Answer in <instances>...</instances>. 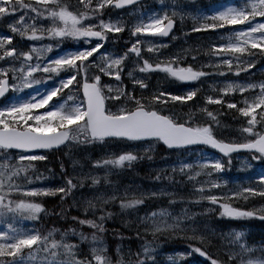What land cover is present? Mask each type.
Returning a JSON list of instances; mask_svg holds the SVG:
<instances>
[{"label":"snow or ice","instance_id":"snow-or-ice-1","mask_svg":"<svg viewBox=\"0 0 264 264\" xmlns=\"http://www.w3.org/2000/svg\"><path fill=\"white\" fill-rule=\"evenodd\" d=\"M136 2L137 0H95L93 4V0H77L76 7L69 10V6L62 0H0V22L9 21L10 32L21 40L47 39L55 42L57 46L68 40L79 44L75 50H68L63 55L42 59L41 53L52 51V43L42 44L40 47L32 46L25 51L13 44V35L0 36V61L8 65H0V97H4L9 90L22 92L24 89L33 88L34 85L46 83L42 78H36L35 73L49 74V78L53 74L59 76L61 72L67 74L66 78H60L57 85L43 92L35 90L29 99L18 98L0 106V223H7V230H0V264H33L38 253L42 254L39 264H113L107 255V248L103 246V234L106 232L104 224L113 216L112 212L106 210V206L119 200L121 211L132 210L143 204L146 198L143 193L130 197L126 191L123 195H118L119 189L112 190L114 186L108 179L110 171L106 172L104 177L69 176L65 178L63 185L56 188H29L27 185L33 183L32 176L36 179L42 176L35 162L48 159L47 155L40 154L37 150L59 148L70 142L103 143L110 138H119L127 141L162 142L169 149L178 150L193 145H204L229 157V164L231 154L241 150H247L253 159L264 160V82H228L222 89L224 96L237 92L241 94V106L237 107L236 102H229L227 108L235 109L241 117L246 118V126L240 130L248 134L245 142H226L214 134V129L216 133L220 132V122L217 115L206 105H222L224 101L220 98L206 97L205 105L198 109L202 114L199 122L196 120V113L190 111L182 115L176 111L185 107H196L195 103L188 102L195 101L200 91L198 87L183 94H172L164 90L150 92L148 95L143 93V90L149 87L145 82L147 77L136 78V71L142 74L165 73L181 83H194L208 75L203 70H194L191 64L183 66L186 58L182 56L163 61L156 59L152 63L142 56L141 45H145L144 50L149 53L154 51L153 42L149 37H168L172 32L175 20L167 13L149 16L147 22L141 19L128 28L130 36L135 40L126 42L130 47L122 54L113 55L107 49L100 51L109 42V34L125 31V23L120 17L115 21L111 17L106 20L103 18V10L109 7L122 9ZM172 16H176L175 11ZM257 17H264V0H245L242 7H228L224 11H218L216 15L205 17L204 19L210 22L194 26L192 30L206 32L229 25H245L239 29L229 28V34L225 37L228 43L211 49V54L221 57L222 64L226 65L229 71H232L235 59L238 63L234 74L239 76L241 71L246 72L255 67L257 56L264 57V22L257 21ZM116 39L115 36L112 37L113 41ZM80 41L83 43L80 44ZM165 46L160 44L156 47ZM256 49H259V52L253 51ZM192 59L195 61L196 57L193 56ZM126 61L134 67L125 74L124 68L128 66ZM216 67L221 65L217 64ZM122 75L132 80L131 90L124 85ZM220 75L226 73L221 71ZM105 76L118 82L116 88L110 83L102 82V77ZM74 82L77 89L82 91V99L79 102L68 105L67 100L74 99L68 95L63 103L57 101L48 107L58 93L73 86ZM136 85H139L141 90L139 95ZM257 89L258 94L252 95L250 99L243 97V93ZM258 124L261 130L254 131ZM140 158L142 157L138 153L126 151L114 159L97 161L93 167L123 168L126 164L131 166L132 162ZM148 158L151 159L150 156ZM192 167L191 164H184L180 170L183 172L185 168ZM224 168L225 164L221 160L200 165L201 171L210 169L205 173L208 176H211L213 171L220 172ZM201 171H197L195 176H200ZM61 172L64 173L63 164ZM188 178L191 180L194 177L190 175ZM85 179L91 181V186L96 188V192L87 199L76 200L73 197L71 207L81 212L84 218L71 216V220L81 227L92 229L90 237L74 227L60 233V239L57 240V230L42 235L36 230L25 231L13 226V222L18 219L39 220L40 214L45 211L41 203L25 198L59 195L61 201H65L72 196L74 190L84 187ZM101 180L109 187V191L100 190L98 186L101 185ZM261 184L264 186V175L261 176ZM211 187L219 188L220 184L212 183ZM199 191L203 193L204 188L201 187ZM243 191L257 194L252 188H245ZM151 195L155 196L156 193ZM258 195L264 197V191H260ZM202 199H207L213 204L218 202V197L210 194V190ZM220 207L221 216L224 217L245 218L259 212V218L264 220V207L255 211L233 208L228 203H222ZM68 211L69 209H62L61 216H66ZM89 215L92 218H89ZM170 215L166 211L153 212L144 221L145 232L151 230L155 237L157 234L184 231L181 228L182 221L178 218L169 222ZM234 235L239 241L244 233L236 232ZM73 236L78 237V243L68 242ZM189 239H196V236L193 235ZM86 242L90 245L88 252L80 247ZM200 243L201 247L191 248V252L206 257L210 264H221L219 259L213 258L204 247V237H200ZM25 249H28V252L23 254ZM119 251L117 249V253ZM155 252L156 249L151 244L145 243L142 251L144 259L139 258L141 253L136 254L137 259L134 261H125L118 255L116 264H156ZM254 252L255 249L240 243L239 251L228 253V260L224 264H264V255L254 259L250 255Z\"/></svg>","mask_w":264,"mask_h":264},{"label":"rangeland","instance_id":"rangeland-1","mask_svg":"<svg viewBox=\"0 0 264 264\" xmlns=\"http://www.w3.org/2000/svg\"><path fill=\"white\" fill-rule=\"evenodd\" d=\"M28 2V0H25ZM63 3L69 6V10H73L76 7L77 0H62ZM245 0H163V4H161V0H143L139 3H136L130 7L123 9H115V8H106L103 10L104 19H108L111 17L113 21L120 17L122 21L125 23V31L121 33L109 34V42L105 44V48L101 49V52H104L107 49L108 52L113 55L122 54L123 51L126 50L127 47H130V44L126 42L135 38L130 36L128 28H130L133 24L143 19L147 22V18L152 15H163L167 13L170 18L174 19L177 26L172 36L169 38H160V37H149L153 42L154 51L149 53L145 49V45H141L142 47V56L145 59H148L150 63L154 62L156 59L166 60L173 58L174 56H182L186 59L183 61V66H188L191 64L194 70H203L208 73V75L201 77L200 81L194 83H181L178 81H174L173 78L168 77L165 73L156 72V73H148L142 74L138 71L134 72V76L139 79H145V82L149 85L148 89H144L143 92L145 94H149L150 92H154L157 90H164L167 92H174L175 90H171L172 86H183L185 84H192L195 87L200 89L195 101L196 107L192 109H187V111L193 110V113H196V120L201 119V113L198 112V109L205 105V100L207 96H212L214 99L220 98L224 101L225 107L227 108V103L236 102L237 106L240 107L239 101L241 100L240 93H229L227 96L222 95V89L225 84L228 82H241V83H256L259 84L264 82L262 78H254L253 75H257L264 71V65L262 62V57L257 56L255 59V67L248 69L249 71H241L239 76H236L234 73L237 70V61L233 59V67L232 71H229L226 65L222 64V58L219 56H214L211 54V49L213 47L218 48L221 45H225L228 41L225 37L229 34V28H244L245 25H229L225 28H217L215 30L201 31L195 32L193 31L194 26H198L200 24L210 22L205 20V17H210L212 15L218 14V11H224L228 7H242L244 6ZM93 4H95V0H93ZM176 12V16H172V12ZM181 17L183 18L181 20ZM257 21L264 22V17H257ZM167 21H165L166 23ZM9 21L6 20V26L8 28ZM9 29V28H8ZM13 34V33H12ZM117 34V35H116ZM15 35V34H13ZM3 36V35H0ZM115 36L117 39L115 41L112 40V37ZM17 37V36H16ZM53 44V49L51 52L41 53L42 59L54 58L58 55H63L64 52L68 50H75L79 47V44L74 41H65L63 44L57 46L55 42L44 40V41H29L27 39L21 40L19 37L13 42V44H17L19 47L23 48L27 51L30 47L36 46L40 47L42 44ZM80 44L83 41L79 42ZM160 44L166 45L165 47H156ZM88 45H85L87 47ZM259 52V49L253 50ZM98 56V54H95ZM241 55V54H235ZM195 56L196 59L193 61L192 57ZM228 58V57H223ZM35 54L33 56V61H35ZM92 59V58H90ZM243 60V57H241ZM126 66L124 68V73L126 74L132 67L133 64H129L128 61L125 62ZM220 64L221 67L217 68L216 65ZM0 65L7 67L8 65L4 64L3 61H0ZM206 65H211L208 67ZM246 66V65H242ZM223 71L226 75H220V72ZM40 73H35L36 77ZM11 75V74H10ZM241 75H245V77H240ZM54 76V74H53ZM123 83L127 86L128 90L133 88L132 80L129 79L126 75H122ZM167 81H169L166 85ZM102 82H107L113 85V88H116L118 82L114 80V78L102 77ZM174 84V85H173ZM37 85H34L33 88L24 89L22 92H13L11 100L18 99L21 94L28 89L33 90ZM136 90L141 91L139 85H136ZM46 89L39 90L40 92L45 91ZM258 94V89L254 92H245L243 93L244 98H251L252 95ZM68 95H71L70 93ZM67 95V96H68ZM31 94L27 98L29 99ZM64 100H58L63 103ZM67 100V104H68ZM57 102V101H56ZM9 102L4 103L7 104ZM210 111H212V105H206ZM222 106V105H221ZM115 110V109H113ZM259 111V110H257ZM232 119L235 120L233 122L240 130L242 127L246 126V118L241 117L237 112L233 114ZM259 119V117H257ZM260 125L258 124L254 131H260ZM242 134L243 132L240 131ZM246 136L239 138L237 140L246 141ZM228 141H236L235 139L228 138L225 139ZM113 142V143H112ZM159 142H140L130 144H116L114 141L108 143H100L98 142L96 145L93 143H81L76 144L70 142L67 145V148L72 149V153L77 155L81 154V159L73 158L72 160V168H71V176L84 178L89 175L91 176H100L104 177L106 172L110 171V174L114 173L115 167L107 166L96 168L93 167L95 162L103 161L105 159H114L119 154H123L126 151H130L133 153L140 152L145 155H149L153 153L158 148ZM231 163H227L228 160L221 158L220 156L214 153H208L201 149H190V150H173L170 153H167L162 157L159 161L154 164H151L150 168L160 174H162L165 180H155V181H147V183H137L132 182L125 189L118 188L116 186L114 189H119L118 195H123L126 191L128 195L131 196H139L140 193H143L145 197H164L171 195H186L191 197L197 203V208L201 211L212 209L216 214L218 212H222L220 204L228 203L234 206V203L237 201H243V203H247L250 200L251 209L258 210L264 207V197L258 195L260 191H264V186L261 184V176L264 175V160L253 159L250 154H237L230 158ZM215 160H221L222 163L229 165L233 171V176H226L223 171L216 172L213 171L211 176L205 175L207 171L210 169H204L201 171L200 165L205 162H213ZM184 164H191L193 167L191 169L185 168L182 172L180 169ZM75 168V171H74ZM197 171H201L200 176H195ZM193 176V179H189V176ZM173 180V181H172ZM42 180L35 181L34 184L27 185L29 188H44L42 184H40ZM74 182H76L74 180ZM172 182L176 185H172ZM212 183L220 184L219 188H212ZM101 191H109V187L104 184L101 180V185L98 186ZM203 187L204 192L201 193L199 189ZM245 188H252L255 190L257 194H252L248 192H244ZM216 195L218 197V202L213 204L211 201L207 199H202V196H207L209 194ZM96 192V188L91 186V181L89 179H85L84 187L78 188L74 192V197L76 200L87 199L90 198ZM152 193H156L155 196L151 195ZM186 198L189 202L190 199ZM181 204H174V207H163L155 211L156 213H160L161 211H166L171 215L168 217L169 222L172 221L173 218H178L182 221L181 228L184 229V233H189L191 235H195L196 237H204L206 241H225L226 237H230L232 232H224L219 230L217 227L213 226L206 217L202 214L196 216L192 210L193 205L188 203L184 204L183 201H180ZM123 212V211H122ZM261 215V213L257 212ZM115 215H113L114 217ZM120 213L117 214L119 218ZM151 213H138L134 210H127L122 213V219L131 226L140 227L141 230L145 231V219L150 217ZM116 217V216H115ZM159 219V217H157ZM150 224V221L148 222ZM14 227H20L25 231H32L33 226L31 224V220L18 219L13 222ZM0 230H7V223H0ZM148 232H151L149 230ZM42 254L38 253L36 260L33 264H39L40 257ZM258 257H253L259 258Z\"/></svg>","mask_w":264,"mask_h":264},{"label":"trees","instance_id":"trees-1","mask_svg":"<svg viewBox=\"0 0 264 264\" xmlns=\"http://www.w3.org/2000/svg\"><path fill=\"white\" fill-rule=\"evenodd\" d=\"M0 34H12L6 27V21L0 22ZM13 37L14 42L17 37L15 35H13ZM262 62L264 65V57H262ZM61 77L66 78L67 74L61 72L59 76L52 75L51 78H49V74L40 73L36 76V78H42L46 81V83L37 85L33 90L28 89L22 95L28 96V94H31L32 91L35 92L37 89L42 90V88H48L50 86L57 85ZM242 77H245V75H242ZM253 77L264 79V72L253 75ZM168 83L169 81H167V86L170 85ZM194 87L195 86L192 84H185L183 86L174 85L171 87V90L175 91L170 93L183 94L187 90ZM70 92L72 93L74 99L71 101L69 100L68 105H72L74 100L79 101L82 99L80 90L77 89L74 82L73 86H70L69 88L64 89L63 92L58 93V95L54 97L52 101H50L48 107L54 104L55 100L58 101L66 99V94ZM139 94L140 92L137 91V95ZM7 101H10V97L7 98ZM188 103L192 104V101ZM187 109L189 108L185 107L183 109H176V111L183 115L188 113ZM212 111L217 115V118L220 122V132L216 133V130L214 129V134H217L218 138H232L236 141H241L237 140L241 138V136H246V138H248V134H241L240 129L234 126L235 124L233 122H235V120H233L231 116L236 113L235 109H228L225 107V103H223L222 106L212 105ZM191 112H193V110H191ZM197 121L199 122L200 120ZM111 141H114L116 144H130L122 140L113 139L106 140L103 143H108ZM97 143L98 142H95L93 144L96 145ZM193 149H201L205 152L218 155L213 150L206 147H196ZM172 151L173 150H169L159 143L158 148L149 155L137 152L142 158L132 162L131 166L126 164L123 168L115 167L114 173L110 174L108 179L111 181L112 186L124 189L133 181L143 184L147 183V181L165 180L166 178L162 174L152 170L150 166L151 164L159 161L162 157H164L165 154ZM41 154L47 155L48 159L45 161L35 162L36 167L39 173H42V176L39 179H36L35 176H32V184H34L35 181L42 180L40 181V184H42L44 188H56L63 185L65 178L71 176L72 174L71 168L73 158L77 157L81 159L82 157L80 153L74 155L72 153V149L66 147H62L53 151L41 152ZM149 156L151 159L148 158ZM226 160L227 159H225V161ZM61 164H63L64 173L61 172ZM228 166L229 165L225 166L223 173L226 176L231 177L235 172L231 167ZM46 169H51V171L49 172ZM29 175H31V173ZM157 177H159V179H157ZM172 185L176 186L173 182ZM74 192L72 196H69L65 201H61L59 195L25 198L36 203H41L45 209V211L40 214L39 220H31L33 229L39 231L42 235H46L49 231L57 230L55 239L59 240L60 233L67 231L71 227H74L78 231H83L90 237L93 232L92 229L88 228L87 226L81 227L71 220V216H79L81 219L84 218L81 212L76 211L75 207H71V205H73ZM186 198H189V196L171 195L164 197H146L143 204L138 205L132 210L141 214H152L160 208L174 207V204H181L180 201H183L184 204L190 203L193 205L192 210L196 216L202 214L204 217L210 220L213 226L217 227L219 230L228 233L229 231L232 232V235L230 237H226L225 241H206L204 245V247L209 250L210 254L213 255V258L219 259L221 264H224V262L228 260V253L239 251L240 243H244L248 247L255 249V252L250 254L252 257L264 255V220L259 218L260 214L257 213L252 217L245 218L224 217L221 216V212L216 214L215 211L212 212V209L201 211L197 208V203L194 199L190 197V201L188 202ZM251 202L246 204L243 202H236L234 203L235 207L233 208L249 211V205ZM62 209H69L66 216H61ZM106 210L112 212L113 215L116 216H112L105 221L104 227L106 232L103 234V246L107 248V255L113 261V264H116L118 255L122 256L125 261H134L137 259L136 254L141 253L139 258L144 259L142 251L143 245L145 243L151 244L156 249V252L154 253L156 264H210V261H208L206 257H202L198 253L191 252V248L201 247L200 238L196 237V239H189V237H192L193 235L181 231H178L175 234H157L155 237H153L151 232H145L141 230L140 227L128 225L122 219V213L127 210L123 212L121 211L119 207V200L107 205ZM118 213H120L119 218L117 217ZM89 218H92L91 215H89ZM236 232L244 233V235L240 237L239 241L235 239L234 234ZM68 242L78 243L79 240L78 237L73 236L69 238ZM80 247L85 252H88L90 245L86 242L81 244ZM117 249L120 250L119 253H117ZM27 252L28 249H25L23 254H26ZM247 258L248 257H245V259ZM148 264H150V262H148Z\"/></svg>","mask_w":264,"mask_h":264},{"label":"water","instance_id":"water-1","mask_svg":"<svg viewBox=\"0 0 264 264\" xmlns=\"http://www.w3.org/2000/svg\"><path fill=\"white\" fill-rule=\"evenodd\" d=\"M139 1H141V0H137V2H139ZM128 6H131V5H127V6H125V7H128ZM174 27H175V24H174ZM174 27H173L172 31L174 30ZM170 34H171V33H170ZM170 34H169V35H170ZM8 92H9V91H8ZM8 92L5 94V96L8 94ZM5 96H4V97H5ZM2 98H3V97H0V100H1ZM262 134H264V132H263ZM226 142H227V141H226ZM161 143H162V142H161ZM162 144H163V143H162ZM163 145H164V144H163ZM61 146H62V145H61ZM61 146H60V147H61ZM164 146H165V145H164ZM194 146H198V145H193V146H190V147H194ZM60 147H59V148H60ZM165 147H167V146H165ZM190 147H189V148H190ZM167 148H168V147H167ZM210 148H211V147H210ZM53 149H58V148H53ZM168 149H169V148H168ZM50 150H51V149H50ZM214 150L217 151V152H219V151L216 150V149H214ZM37 151H39V150H37ZM239 152H248V151H247V150H241V151H239ZM239 152H236V153H239ZM219 153H220V152H219ZM220 154H222V153H220ZM232 154H235V153H232ZM232 154H231V155H232ZM222 155H223V154H222ZM223 156H224V155H223Z\"/></svg>","mask_w":264,"mask_h":264}]
</instances>
